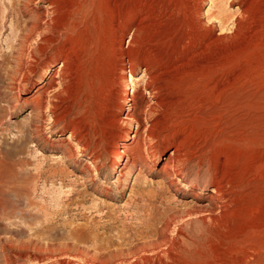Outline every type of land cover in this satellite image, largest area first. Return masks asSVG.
Returning a JSON list of instances; mask_svg holds the SVG:
<instances>
[{
	"label": "rangeland",
	"instance_id": "obj_1",
	"mask_svg": "<svg viewBox=\"0 0 264 264\" xmlns=\"http://www.w3.org/2000/svg\"><path fill=\"white\" fill-rule=\"evenodd\" d=\"M251 1L235 33L226 13L235 0L211 8L205 0H58L60 23L70 25L63 44L44 48L26 82L0 76V264H264V0ZM16 5L0 0V56L27 19L9 13ZM198 7L205 40L220 41L187 61L178 47ZM143 8L145 40L166 65L165 94L150 119L148 165L128 168L126 156L112 165L111 137L128 130L130 139L138 128L119 110L120 64L103 51L125 31L126 47L132 25L143 29ZM217 10L226 17L222 35L208 17ZM65 55L63 83L35 110L24 99ZM133 68V77L142 74V64ZM175 150L182 181L161 175ZM217 182L228 194L223 210L185 220L191 208L212 210ZM149 214L154 233L143 227Z\"/></svg>",
	"mask_w": 264,
	"mask_h": 264
},
{
	"label": "bare ground",
	"instance_id": "obj_2",
	"mask_svg": "<svg viewBox=\"0 0 264 264\" xmlns=\"http://www.w3.org/2000/svg\"><path fill=\"white\" fill-rule=\"evenodd\" d=\"M205 1L210 2V8H211L213 5V0H205ZM235 1H236V8L234 9V11L229 10L227 12L226 11L223 12H226L228 15V19H229L228 24L230 26L229 29L236 33L238 31L235 30L237 29L239 30V27H241L240 22H242L241 19L244 18L243 16L245 15L247 17L249 15L246 13V11L247 12L250 11L248 9V6L250 8L249 5L250 0H235ZM230 2L231 0H221L220 5L226 7L227 5L230 4ZM42 3H45V5H42ZM16 4H17L16 9L13 10L11 9L9 13H13V12L21 13L23 16H26L27 19L22 21L24 25L23 27L16 26L15 29L11 31L12 35L14 34L16 46L11 47L10 53L0 56V76H1V72H5V75L7 76V80L15 81L16 79L14 77L20 76L22 81L26 82L28 78L33 75L36 66L39 64V62L37 61V57L44 51V48L46 46H57V45L59 46L60 43H61L60 45H62L63 44L62 42L64 41L63 37H65V35L70 31L69 30L70 25H63L64 22L62 25L60 23L61 22L59 20L60 11L59 8L57 7L58 0H16ZM197 9H199V11L194 14L195 17L194 30L192 33H190V35H188L189 36L188 40H181L178 47L179 56L180 57L187 56L188 58L187 61L198 59L199 57H202V55L204 56V54H206V50L208 46L213 45L212 43L220 41V40H205L206 36L208 35L207 34L208 32L204 34L202 33L204 30V24L202 23L203 21L199 19L201 16V9L200 7H198ZM219 11L217 10L215 13L209 14L208 17L210 18L211 21L213 20L214 23H218L222 35L224 29H226L224 28L225 26L223 25L224 18L226 19V17H224L225 13L223 14L222 12ZM207 14L208 11L206 12V15ZM148 18L149 17L146 15V11L143 8V20H142L143 29L140 26L141 22L140 24L132 25L131 27L133 32L129 37L126 47L123 45L124 38L126 36V31H125L121 35V40H118V43L116 45H111L109 46L108 50L103 51V55L106 58V61H108V64L111 63L112 65V62L120 64L121 75L118 78H116V87L119 88V93H120L119 110H126V117L124 118V120L126 121L127 124H129L130 122H134L138 128L137 129L138 131L130 139H129L128 130L123 131L122 134L120 135H115L111 137L112 151L109 153L112 154L113 157L112 165L114 164V161L116 162L119 159L121 160L124 159V156H126V161L124 162L125 163L128 162V164H130L128 168L141 167V166L145 168L148 165L146 158V151L148 147L147 148L145 147L148 146V140L151 138L152 129L155 126L154 125L155 121L152 122L150 119L156 114L157 109L161 108L164 103L163 96L165 93L163 92L164 87L161 85V82H163L162 76L166 75L165 73L167 70L165 69L166 65L155 56V53L152 50H150L151 44L148 42V40H145L146 31H147L146 20H148ZM125 28H129V27L127 26ZM206 30H204V32ZM142 32H143V40H140L142 36L141 35ZM62 48L63 47L60 48L61 54H63ZM197 48H199V50L194 52L193 50ZM91 54L92 53H90V55ZM67 56L65 55L62 59L61 62L62 65L60 67L61 69L58 70L55 75L53 74L47 75L42 85L37 88V90L34 93L35 95L34 96L32 95L33 97L30 100L24 99V102L26 104H31L33 108H35V110L36 109L41 110L44 104L46 103L48 104L51 98L50 96H48L49 92L56 91L58 89L56 86L57 85L60 86L64 81L65 78L64 69L68 61ZM108 56H111V62L109 61ZM126 60H128V66H129L128 69L130 73V79L132 80L129 91H128V84L126 82L127 80L124 77V75L126 74L125 71V66L127 65ZM54 62L48 61L43 65L42 69L46 71L49 70L50 68L49 66H52ZM8 63L13 65L11 69H8L7 66ZM141 64L143 65L142 74L140 76L133 77L132 75L135 72V69L133 67L135 66L139 67L141 66ZM179 64L182 63H178L177 65ZM17 80L19 79L17 78ZM43 88L44 91L37 93L39 92L38 90H41ZM138 112L140 114L139 117H137L136 115V113ZM148 119H149L148 124H146L145 120ZM104 139H105L104 135L100 136L99 138L101 143ZM128 140H130V142L126 144ZM127 151H130L131 153L130 157L127 156ZM177 153H178L177 150H175L172 156H168L166 158V164L161 171V175L164 179L173 178L175 175L176 176L180 175L179 163L175 158V156H177ZM160 155L161 154L159 151L152 152V156L155 158L160 157ZM179 177L180 178H178V180L182 181L183 176L180 175ZM220 188L221 187L218 182L213 184L212 195L209 197V200L212 205L211 211L191 208L190 210L185 212L184 219L185 220H191L195 218L201 219L205 212L206 213L208 212L207 215H212L216 210L217 211L223 210L224 205L227 202L228 194L222 192ZM154 216L155 215L153 214H149L147 216V222L143 226L144 228L150 230L153 233L155 232L154 225L152 224ZM163 229L164 230L169 229V224H164ZM63 255L65 256V254ZM61 257H62V253H61ZM68 260H70V258L65 259L64 261L61 260L62 264H69ZM71 260L74 261L73 259Z\"/></svg>",
	"mask_w": 264,
	"mask_h": 264
}]
</instances>
